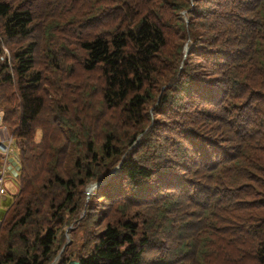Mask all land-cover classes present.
Segmentation results:
<instances>
[{
	"label": "trees",
	"instance_id": "16d2710c",
	"mask_svg": "<svg viewBox=\"0 0 264 264\" xmlns=\"http://www.w3.org/2000/svg\"><path fill=\"white\" fill-rule=\"evenodd\" d=\"M0 54V264H264V0H0Z\"/></svg>",
	"mask_w": 264,
	"mask_h": 264
},
{
	"label": "built area",
	"instance_id": "2783aa9c",
	"mask_svg": "<svg viewBox=\"0 0 264 264\" xmlns=\"http://www.w3.org/2000/svg\"><path fill=\"white\" fill-rule=\"evenodd\" d=\"M1 151L3 152V155L1 156V159L3 160V166L0 169V182L2 181V173L4 171L9 172L12 175L17 174V169L19 167L18 160L16 155H11L9 158L8 151L5 145H0ZM2 190V188H0Z\"/></svg>",
	"mask_w": 264,
	"mask_h": 264
},
{
	"label": "rangeland",
	"instance_id": "374dc122",
	"mask_svg": "<svg viewBox=\"0 0 264 264\" xmlns=\"http://www.w3.org/2000/svg\"><path fill=\"white\" fill-rule=\"evenodd\" d=\"M80 19V21H81V18H79ZM81 25H82V22H81ZM116 167V166H115ZM114 168V167H113ZM113 168H111V169H113ZM111 169H109V170H111ZM112 174H116L117 173V171H114V172H111ZM111 174V175H112ZM111 175H106L103 179H101V183L100 184H106V182L108 181V179L110 178V176ZM95 180H91L90 182H88L87 184H86V186H85V191H86V193H87V191H91V189L93 188V187H95V183L93 184L92 182H94ZM69 227H71V225H66V226H64V227H62L59 231H58V234L62 231V235L64 236V242H63V244H62V246H61V248H63L64 247V245L66 244V243H68V242H66V241H68L69 239V241H71V236H70V234H69V232H68V229H69ZM197 234H200V232H198ZM217 238H218V236L217 237H215V239L217 240ZM60 248V249H61ZM60 249H59V251H60ZM59 251H58V253H59ZM229 251H230V253L232 254V249H231V247L229 246ZM57 253V254H58ZM57 256V255H56ZM54 260V259H53ZM246 260H249L248 258H246V259H244L243 260V262H245Z\"/></svg>",
	"mask_w": 264,
	"mask_h": 264
},
{
	"label": "water",
	"instance_id": "95a60500",
	"mask_svg": "<svg viewBox=\"0 0 264 264\" xmlns=\"http://www.w3.org/2000/svg\"><path fill=\"white\" fill-rule=\"evenodd\" d=\"M69 240H70V239H69ZM69 240L66 241V242H69ZM61 250H62V248L60 249V251H59V253L57 254V256L54 258V260H53L52 262H50V264H53V263L56 262V260H57L58 257H59V254H60ZM67 264H79V262H78L77 260H75V259H71V260H69V261L67 262Z\"/></svg>",
	"mask_w": 264,
	"mask_h": 264
}]
</instances>
